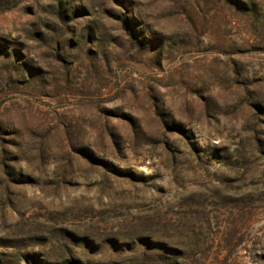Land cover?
<instances>
[{"label": "rangeland", "instance_id": "1", "mask_svg": "<svg viewBox=\"0 0 264 264\" xmlns=\"http://www.w3.org/2000/svg\"><path fill=\"white\" fill-rule=\"evenodd\" d=\"M0 264H264V0H0Z\"/></svg>", "mask_w": 264, "mask_h": 264}]
</instances>
